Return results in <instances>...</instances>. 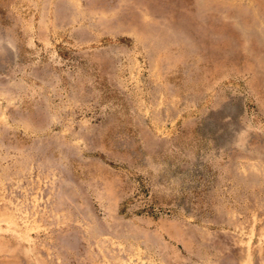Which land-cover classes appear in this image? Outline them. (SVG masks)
<instances>
[{"label":"rangeland","instance_id":"rangeland-1","mask_svg":"<svg viewBox=\"0 0 264 264\" xmlns=\"http://www.w3.org/2000/svg\"><path fill=\"white\" fill-rule=\"evenodd\" d=\"M0 264H264V0H0Z\"/></svg>","mask_w":264,"mask_h":264}]
</instances>
